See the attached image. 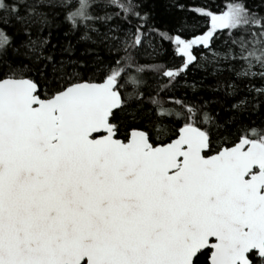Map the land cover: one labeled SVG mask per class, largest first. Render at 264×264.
<instances>
[{
	"label": "snow or ice",
	"instance_id": "snow-or-ice-1",
	"mask_svg": "<svg viewBox=\"0 0 264 264\" xmlns=\"http://www.w3.org/2000/svg\"><path fill=\"white\" fill-rule=\"evenodd\" d=\"M155 7L0 0V264H264V7Z\"/></svg>",
	"mask_w": 264,
	"mask_h": 264
},
{
	"label": "trees",
	"instance_id": "trees-1",
	"mask_svg": "<svg viewBox=\"0 0 264 264\" xmlns=\"http://www.w3.org/2000/svg\"><path fill=\"white\" fill-rule=\"evenodd\" d=\"M134 2H138V0H134ZM182 2L192 3L193 0H182ZM194 2L198 6L207 5L209 8H212V10L215 11L216 5L220 3H226L227 0H194ZM247 3L250 7H254L257 9L264 7V3H262V0H247ZM152 4L156 5V19L160 26L163 27L169 25L172 22V16L174 13L167 10L166 0H149L150 7L152 6ZM82 31L83 30L72 34L69 37H64L62 33L60 35L54 36L52 39V43L57 44V55H60V48L62 46H66L67 40H71L75 49L73 53L75 56H79L86 47H89L90 44L88 42L79 40V36L82 34ZM68 54L69 53H64V55ZM137 59L141 64H151L153 62L147 56L137 57ZM206 67L207 71L197 72L194 77H190V80H201L202 78L206 77V79H203V90L199 93V95H201L205 100L210 101L209 108L213 115L219 114L220 118H223L228 113V111L231 110V105L236 102L238 97L233 98L227 96L225 91L226 86L217 87L219 82H222L226 79V74L223 76L214 77L211 75V73L213 72L212 67ZM259 84L260 81L257 79L254 86H259ZM188 95L190 98H192L191 92H189ZM260 119L261 117L259 115L254 114L252 116V120L257 124L259 123Z\"/></svg>",
	"mask_w": 264,
	"mask_h": 264
}]
</instances>
